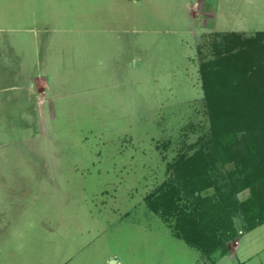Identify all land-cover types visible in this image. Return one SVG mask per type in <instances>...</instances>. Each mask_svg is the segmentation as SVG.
<instances>
[{"label":"rangeland","instance_id":"obj_1","mask_svg":"<svg viewBox=\"0 0 264 264\" xmlns=\"http://www.w3.org/2000/svg\"><path fill=\"white\" fill-rule=\"evenodd\" d=\"M257 32L264 0H0V264H264L241 215L227 255L176 232L221 238L178 167L210 151L201 64ZM220 150L200 195L243 201Z\"/></svg>","mask_w":264,"mask_h":264},{"label":"trees","instance_id":"obj_2","mask_svg":"<svg viewBox=\"0 0 264 264\" xmlns=\"http://www.w3.org/2000/svg\"><path fill=\"white\" fill-rule=\"evenodd\" d=\"M223 38L215 58L200 68L212 122L210 151L202 148L178 167L182 174L187 171L186 184L181 187L187 196L197 200V211L190 218H197V224L222 222L221 238L214 244L187 231L185 224L189 220L176 225L177 237L207 258L218 252L227 255L228 245L242 235L234 224L236 215L243 217L245 232L264 225V32L249 38L238 33ZM241 133L247 134L245 140L239 138ZM220 149L226 153L222 160L234 161L244 175L239 186L235 185L237 193L250 189V196L243 201H214L200 195L210 186L207 159L213 160Z\"/></svg>","mask_w":264,"mask_h":264}]
</instances>
